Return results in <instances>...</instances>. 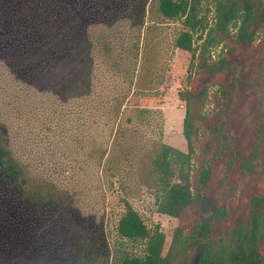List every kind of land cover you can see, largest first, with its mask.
<instances>
[{
  "label": "trees",
  "instance_id": "obj_1",
  "mask_svg": "<svg viewBox=\"0 0 264 264\" xmlns=\"http://www.w3.org/2000/svg\"><path fill=\"white\" fill-rule=\"evenodd\" d=\"M86 1L0 0V59L60 97L87 94L94 42L84 30ZM199 2L156 0L163 18L183 26L174 45L191 53L187 86L178 92L187 151L163 143L153 160L157 212L178 220L167 249L165 233L149 228L127 201L112 255L106 243L69 241L78 226L63 223L56 193L31 186L0 137V264H190L199 245L200 264H264V0H213L212 25L199 16ZM211 87L220 103L208 115ZM242 115L247 128L239 140L231 126ZM238 182L251 188L239 203ZM210 189L216 206L204 210ZM125 241L141 244L143 254Z\"/></svg>",
  "mask_w": 264,
  "mask_h": 264
},
{
  "label": "rangeland",
  "instance_id": "obj_2",
  "mask_svg": "<svg viewBox=\"0 0 264 264\" xmlns=\"http://www.w3.org/2000/svg\"><path fill=\"white\" fill-rule=\"evenodd\" d=\"M199 1V16L212 25L213 0ZM84 7V30L94 42L86 60L89 92L60 97L20 79L0 59V137L31 186L56 193L63 223L78 226L79 236L69 241L106 243L112 255L127 201L149 228L158 225L165 233L167 249L178 220L157 212L153 160L163 143L187 151L178 92L186 89L191 53L174 45L183 26L163 18L156 0H87ZM220 48H212L213 58ZM219 103L211 87L204 112L212 115ZM245 119L231 126L239 140L246 136ZM195 143L200 148L198 137ZM237 187L239 203L251 188L245 182ZM213 192L206 196L216 206ZM124 248L143 254L139 243L125 241Z\"/></svg>",
  "mask_w": 264,
  "mask_h": 264
},
{
  "label": "water",
  "instance_id": "obj_3",
  "mask_svg": "<svg viewBox=\"0 0 264 264\" xmlns=\"http://www.w3.org/2000/svg\"><path fill=\"white\" fill-rule=\"evenodd\" d=\"M202 208L204 210L207 209H215V201L211 196H206L203 201H202ZM202 253H203V247L202 245H199L196 248V251L194 252L190 264H200L201 258H202Z\"/></svg>",
  "mask_w": 264,
  "mask_h": 264
}]
</instances>
